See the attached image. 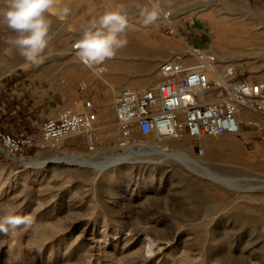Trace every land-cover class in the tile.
Wrapping results in <instances>:
<instances>
[{
    "label": "rangeland",
    "instance_id": "rangeland-1",
    "mask_svg": "<svg viewBox=\"0 0 264 264\" xmlns=\"http://www.w3.org/2000/svg\"><path fill=\"white\" fill-rule=\"evenodd\" d=\"M158 2L185 38L170 35L160 17L155 21L178 47L166 50L163 63L193 47L218 55L250 81H264V0ZM121 5L135 23H142L141 7H150L147 0H58L40 65L20 56L9 43L15 34L0 22V119L6 130L34 139L17 159L0 154V216L34 218L30 226L0 233V264H264V124L258 116L251 114L257 124H242L241 138L184 135L180 142L134 135L121 148L125 136L112 99L98 117L94 151L82 137L41 146L47 119L66 109L83 111L82 104L64 106L61 91L74 88L67 76L96 75L72 54L80 29L92 15ZM65 7L68 13L58 16ZM230 27L225 51L214 48ZM160 77L133 89L150 88ZM127 150L133 153L117 160ZM64 155L94 162L69 164L60 160Z\"/></svg>",
    "mask_w": 264,
    "mask_h": 264
},
{
    "label": "built area",
    "instance_id": "built-area-1",
    "mask_svg": "<svg viewBox=\"0 0 264 264\" xmlns=\"http://www.w3.org/2000/svg\"><path fill=\"white\" fill-rule=\"evenodd\" d=\"M160 18L168 25L170 35L185 40L173 28L171 13H161ZM91 70L103 77L107 68L101 65ZM159 73L162 80L150 88L124 87L115 93V121L125 136L121 148H127L128 139L134 135L160 139L184 135L196 140L223 135L241 138L239 109L258 116L264 124V81L253 82L238 75L234 66L214 54L190 47L186 54L161 64ZM82 106L83 111L66 109L47 119L40 129L41 146L56 148L65 140L82 137L88 149L94 151L98 115L92 101L85 100ZM33 146L34 139L26 131H8L0 119V154L5 159H17Z\"/></svg>",
    "mask_w": 264,
    "mask_h": 264
},
{
    "label": "clouds",
    "instance_id": "clouds-1",
    "mask_svg": "<svg viewBox=\"0 0 264 264\" xmlns=\"http://www.w3.org/2000/svg\"><path fill=\"white\" fill-rule=\"evenodd\" d=\"M57 3L58 0H0V22L15 34L9 43L28 64L40 65L45 60V52L52 40L50 13ZM68 11L65 7L56 14L63 17ZM161 13L160 3L153 0L150 7H141L139 15L143 25L148 26ZM130 27L122 5L114 10L105 9L98 15H92L80 29L79 38L74 45L76 56L89 69L104 65L128 45L126 32ZM33 223L34 218L30 215L20 216L8 212L0 216V233L7 234L10 228L30 226Z\"/></svg>",
    "mask_w": 264,
    "mask_h": 264
},
{
    "label": "crops",
    "instance_id": "crops-1",
    "mask_svg": "<svg viewBox=\"0 0 264 264\" xmlns=\"http://www.w3.org/2000/svg\"><path fill=\"white\" fill-rule=\"evenodd\" d=\"M90 12H84L79 18L85 19ZM129 23L131 27L127 30L129 33H126L128 45L121 49L114 59L106 61L110 67L108 76L97 77L81 72L68 75V82H73L74 88L70 91L69 88H64L61 91L64 106L83 104L85 100H90L99 117L108 112L106 105H110L112 99L114 102L115 93L121 88L133 89L159 79L158 68L165 60L166 50H178V47L171 38L164 36L160 22L145 26L129 18ZM104 65L107 68L106 64ZM112 109L114 113L113 103ZM238 119L243 124H257L251 113L244 109H239Z\"/></svg>",
    "mask_w": 264,
    "mask_h": 264
},
{
    "label": "bare ground",
    "instance_id": "bare-ground-1",
    "mask_svg": "<svg viewBox=\"0 0 264 264\" xmlns=\"http://www.w3.org/2000/svg\"><path fill=\"white\" fill-rule=\"evenodd\" d=\"M147 2H149V4L151 5V3H152V1L151 0H147ZM165 13V12H164ZM240 23H242V22H240ZM214 26H218L219 24H220V22H218V21H214L213 23H212ZM242 25V24H241ZM239 26V25H238ZM237 26V27H238ZM239 28H240V26H239ZM242 28V27H241ZM240 28V29H241ZM239 29V30H240ZM233 34V30H232V28L230 27L229 29H227L226 31H225V33H224V37L221 39H218V40H216L215 42H214V48H216V49H219V50H222V51H225V49L227 48L226 47V41L228 40V39H230V38H232V35ZM258 35V34H257ZM256 35H252L251 37H255ZM233 39V38H232ZM259 39V38H258ZM213 51V50H212ZM216 51H214V53H215ZM217 53V52H216ZM220 53V52H219ZM72 54H74L73 53V51H72ZM218 54V53H217ZM216 57H218V55H215ZM219 58V57H218ZM108 67V66H107ZM109 68V67H108ZM239 120V119H238ZM183 137V136H182ZM182 137H181V139H180V142L182 141ZM160 150V149H159ZM163 153L165 152V151H162ZM133 153V151H130V150H127V151H125L124 152V154H122V155H119V156H116L117 157V160H123L125 157H127V156H130L131 154ZM109 159V158H108ZM60 160H63V161H65V162H67V163H69V164H75V165H81V166H85V165H90V164H92L93 162H94V159L93 158H90V157H85V156H66V155H64ZM29 163H32V164H36L35 162H29ZM197 165H198V163L197 162H195Z\"/></svg>",
    "mask_w": 264,
    "mask_h": 264
}]
</instances>
